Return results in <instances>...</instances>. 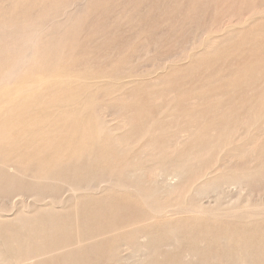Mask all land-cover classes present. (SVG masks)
Masks as SVG:
<instances>
[{
	"label": "rangeland",
	"instance_id": "1",
	"mask_svg": "<svg viewBox=\"0 0 264 264\" xmlns=\"http://www.w3.org/2000/svg\"><path fill=\"white\" fill-rule=\"evenodd\" d=\"M261 3L264 0H0V54L4 50L8 55L12 50L16 52L26 38L25 32L33 25L37 30L34 39L40 48L38 58L48 60V71L45 70L41 80L30 85L24 83L19 91L11 92L24 98L23 104L20 101L18 106L12 105L15 111L10 116L14 121L24 119L16 125L20 127L19 133L25 134L17 146L37 147L31 142L42 143L44 139H39L37 132H46L51 134V139H46L49 143L53 138H62L55 147L65 157L72 152V148L65 146L73 142V156L65 159L69 169L61 172L53 169L58 173L55 177L63 181L59 185L40 184L37 188L23 176L18 178L22 182L14 185V190L26 194L41 192L46 199L39 202V207H18L16 213L21 211L22 215L32 217V228L45 227V223L50 231L48 244L55 237L72 240L92 230L109 231L124 220L140 218L149 212L144 202L153 200L151 191L156 188L151 173L155 167L178 162L180 154H166L158 143L163 137L159 133H154V144L145 145L147 140H143L130 147L105 142L101 132L98 139H91L88 134L94 125L89 128L86 120L93 101L103 103L104 110L95 108L97 113H105L111 125L124 114H139L142 120L168 104L176 106L169 111L176 116L171 126L166 127L171 135L184 123L195 129L187 151L197 150L199 142L209 137L210 129L216 127L211 126L216 118L233 130L241 126L237 133L242 138L231 132L236 145L255 141L259 150L264 149V11L248 8ZM242 13H248L247 21L238 17ZM226 20L230 32H213L220 41L213 52H203L198 31ZM129 81L132 83L124 86ZM11 88L2 87V91ZM188 93L206 96L207 101L186 106L182 100ZM3 100L0 94L2 109L6 108ZM201 113L205 117L194 118ZM99 129L104 131L105 125ZM209 140L220 138L214 136ZM224 140H228L227 135ZM46 141L41 148L48 146ZM229 147L235 146L223 147L219 155L225 154ZM215 156L197 161L191 157L189 164L196 166L197 173ZM234 162L224 174L248 171L247 195L250 193V200L262 206L264 155L251 161L246 156ZM95 175L119 179L124 187L79 193L77 198L63 192L64 182ZM190 187L191 183L184 191L182 187L174 188L167 202L174 208L185 203L183 209L187 208L192 203ZM141 190L145 200L138 195ZM61 192L63 198L52 199ZM14 212L7 218L13 231L23 233L28 224L17 219ZM81 218L85 225L77 223ZM156 221L148 227V233L144 231L145 241L140 228L128 232L133 236L128 240L123 232L106 234L99 251L79 252L77 264H198L203 257L212 261L207 252L221 248L219 243L214 244L218 235L231 238L234 250L264 249V215L221 220L175 216L170 212ZM174 241L171 249L160 246ZM123 242L128 243V248L118 255H102L103 250ZM144 244L149 250L147 255L132 251ZM187 249L197 255H189Z\"/></svg>",
	"mask_w": 264,
	"mask_h": 264
},
{
	"label": "bare ground",
	"instance_id": "2",
	"mask_svg": "<svg viewBox=\"0 0 264 264\" xmlns=\"http://www.w3.org/2000/svg\"><path fill=\"white\" fill-rule=\"evenodd\" d=\"M248 8L255 10L260 8L264 11V3H261L260 5H251L248 6ZM123 12L126 13V11ZM122 15L126 14L122 13ZM247 15L248 13H242L238 17L247 21ZM164 21L165 19L160 22L163 23ZM28 27L29 26H27L26 29H28ZM228 27L229 25L226 20V23L220 22L218 24H211L204 29H200L198 31V42H200V46L205 48L203 52H213L212 50L216 48V45L220 41L219 39L217 40L214 38L213 32H230L228 31L229 29H227ZM36 32V28L32 25V27L25 32L26 38L18 45L16 52H13L12 50L11 54L8 55L4 50L0 54V94L4 96L3 105L6 107L2 109V106H0V264H56L58 261H60L61 264H77V257L82 251L93 253L99 251L101 249L102 239L106 234L112 233L113 231H119V233L123 232L125 234L124 239L128 240L133 237L129 235L128 232L140 228L142 230L140 236L145 241L146 238L144 237L146 235L144 231L146 230L148 233V227L153 223H157L156 219L158 217L168 215L170 212L175 216L186 214L197 219L204 217L221 220L232 218H254L256 216L264 215V204L262 206L259 203L255 204L250 200V193L247 195L246 191L248 183L245 181V177H247L249 172L240 171L237 175L224 174V170L227 169L229 165L235 163L234 161L236 160L249 156L251 161L264 155V149L259 150L258 143L255 141H243V143L236 145L235 141L231 139L232 131H234L238 137L242 138V135L237 133L240 132L239 130L241 126L236 130H233V128H228L227 124H222V122L216 118L217 121H213L214 123L211 125H216V127L210 129L209 137L199 142L200 147L197 150L187 151L188 144L191 142L190 138L195 133V129L184 123L180 126V129L174 133L175 137H173L174 135L169 134L166 127L171 126L172 118L176 116L169 112L173 111L176 106L174 107L173 105L168 104V107L166 106L163 109L156 110L155 113H148L142 120L139 119V114H134L132 116L124 114L116 124L111 125L106 120V117L104 116L105 113L101 115L97 113L98 110L95 108L97 106V109L100 110L103 103L93 101L91 114L88 115L86 120L88 123L87 126H90L89 128H91L92 124L94 125L88 134L91 139H98V135L101 132L105 142L108 141L117 144L119 147H130V144L143 140H147L145 145L154 144V133H159V135L162 134L163 137L158 143L161 145L164 152L166 154L177 153L180 154V156L178 162L170 164L165 163L162 166L155 167L153 172L151 171V181L156 185V188L151 191L153 192V200L150 202L148 200L144 202L146 203V206L150 208L149 212L144 214V216H141L140 218H130L126 221L123 219L124 222L117 224L114 229L109 231L107 229L100 231L92 230L85 232V236H78L76 239L72 240H63L55 237L47 244L46 242L49 239L50 231L46 224L44 223L45 227H33V229L30 227L34 221L32 217H26V213L22 215L21 211L16 213V208H21V206L29 207L33 205L39 207V202H43L46 199L45 196H43V193L41 192L26 194L22 191L14 190V185L21 184L22 181L18 179L20 176H23L28 183H32L36 187L40 184L59 185L62 183V179L55 177V174L58 173L53 172V169L58 170V172L69 169L70 165L65 159L71 154L73 156V142H69L65 146L66 148H72V152L65 157L61 156L58 147H55L59 143L58 140L62 138L58 135L59 137L56 139L53 138L51 143H49L46 139H51V134L46 132H43L42 134L37 132V135L39 139H44L43 142L46 141L48 146L41 148L43 142L39 143L40 140L35 143L31 142V144L37 145V147L34 148L28 147L27 145H24V147L17 146L18 140H20L25 134L19 133L20 127L16 125L22 123V120L24 119L22 118L19 119V121H14L10 116H12V113L15 111L12 105L18 106L20 101L23 104L24 98L15 97L11 92L19 91L20 86H23L22 84L24 83L30 85L33 82L41 80L45 70L48 71L46 67L48 60L46 59L42 61V59H39V42H36V39H34L35 35H37ZM191 42L193 43V41ZM25 75H27L28 78H26ZM80 78L79 80H82ZM15 83L17 84L14 85ZM129 83H132V81L127 82L124 86H127ZM6 86H12L13 88L2 91V87ZM185 92L186 91H184V93ZM205 101H207L206 96L201 98V96H198L197 94L189 95V93L186 94L182 100V102L187 103L186 106L192 107ZM203 115L204 113H201L198 117L194 118L202 119L205 117ZM190 120L192 121L194 119L191 118ZM244 123L245 122H243V124ZM103 124L105 125V130L101 131L99 127H102ZM262 125L264 127V121L262 122ZM108 135H111L109 139ZM226 135L228 136V140H224ZM214 136L219 137L220 140H209V138ZM107 144L110 143H106V145ZM233 144L235 147H229L228 150L224 148L226 150L225 154L222 153L223 155H219L222 152L221 149L223 147ZM60 145L64 146L65 144L60 143ZM81 146L82 145H77L78 148H81ZM191 153H193L194 156H191ZM215 154L217 155L215 156ZM211 155H214L215 157L211 163L205 165L203 169L201 168L203 171L199 170L196 173L198 170H195L196 166L194 165V167L189 164L191 157H193L191 160L193 159L194 161H197L205 159ZM50 157L52 158L46 160ZM119 181V179L115 180L110 176L98 177L95 175V177H85L75 182H64V185L60 186L65 189L63 192H68V194L66 193L67 195H72L73 198H77V194L79 193H86L89 191L97 192L103 188H113V186L119 188L124 187ZM189 183H191V187L188 191L192 203L184 209L183 207L185 203L180 204L178 208H174L170 202H167L170 199L171 191L174 188L181 187L184 191ZM63 192L59 193L57 196H52V199L63 198ZM157 194L160 195L155 196ZM138 195L142 200L146 199V196H143L142 194V190L138 192ZM163 196L166 199H164ZM48 199L50 200V198ZM152 202L155 203L153 204ZM13 210L15 211L14 213L16 214L15 216L17 219L25 221V223L28 224L23 233L13 231L11 222L7 218L11 215ZM77 223L85 225L84 218H81L80 220L77 219ZM218 236L214 238L216 240L214 244L219 243L221 248L207 252L208 259H212V261H208L203 257L198 264H264V249L249 252L244 247H238L237 249L239 250H234L233 248L235 244L231 243V238ZM174 243H176V241L173 243L161 244L160 246L166 247V249H171L175 245ZM127 248L128 243L123 242L118 246L103 250L102 252L105 254L102 255H118V252ZM187 250L189 255H197L196 251L190 249ZM132 251L143 256L149 253L146 244L142 245L140 248L133 249ZM97 256H100V254ZM97 256H95V258H97Z\"/></svg>",
	"mask_w": 264,
	"mask_h": 264
}]
</instances>
